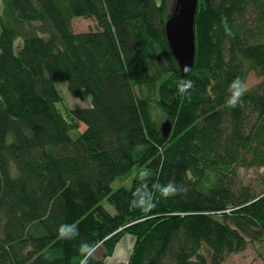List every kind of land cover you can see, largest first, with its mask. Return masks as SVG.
Listing matches in <instances>:
<instances>
[{
    "label": "trees",
    "instance_id": "trees-1",
    "mask_svg": "<svg viewBox=\"0 0 264 264\" xmlns=\"http://www.w3.org/2000/svg\"><path fill=\"white\" fill-rule=\"evenodd\" d=\"M171 1L0 0V264H81V243L108 257L126 234L127 264H223L264 246V180L237 182L264 169V82L227 103L234 79L264 76V0H199L188 77L167 41ZM75 18L97 29L76 33ZM58 82L92 106L64 115ZM170 181L185 190L155 191ZM142 187L151 209L132 206ZM65 224L79 235L61 239Z\"/></svg>",
    "mask_w": 264,
    "mask_h": 264
},
{
    "label": "rangeland",
    "instance_id": "rangeland-1",
    "mask_svg": "<svg viewBox=\"0 0 264 264\" xmlns=\"http://www.w3.org/2000/svg\"><path fill=\"white\" fill-rule=\"evenodd\" d=\"M155 2L160 5L162 0H155ZM73 27L76 33H84L97 29V24L95 21L89 19L75 18L73 20ZM262 82H264V76L262 77L255 72L250 73L246 81L247 91L254 90ZM55 86L63 98V104L65 103L64 105H58L59 109L64 115H66L68 109H87L92 106L91 98L84 96L82 99L72 96L68 91L66 83L58 82ZM153 118L160 126V129L162 128V125L164 123L170 121L169 119H167L166 115L156 106H154L153 108ZM85 129L86 127L81 124L80 132H83ZM136 174L137 170L134 169L127 176L118 178L112 184V189L117 190L119 187L130 188ZM263 180L264 169H239V174L237 177V182L239 184L251 185L253 187H256ZM103 205L109 212L115 213L113 207L107 201H105ZM134 244L135 237L133 235L126 234L120 240L112 255L108 257L105 256L106 248L103 246H99L98 248H96L93 255L98 260L105 259L107 264H127L133 251ZM223 264H264V246L249 245L244 252L230 255Z\"/></svg>",
    "mask_w": 264,
    "mask_h": 264
},
{
    "label": "water",
    "instance_id": "water-1",
    "mask_svg": "<svg viewBox=\"0 0 264 264\" xmlns=\"http://www.w3.org/2000/svg\"><path fill=\"white\" fill-rule=\"evenodd\" d=\"M198 5L199 0H172L166 20L167 41L183 77H188L195 65V18ZM161 129L163 137L169 138L173 124L167 121Z\"/></svg>",
    "mask_w": 264,
    "mask_h": 264
},
{
    "label": "clouds",
    "instance_id": "clouds-1",
    "mask_svg": "<svg viewBox=\"0 0 264 264\" xmlns=\"http://www.w3.org/2000/svg\"><path fill=\"white\" fill-rule=\"evenodd\" d=\"M187 71V68L185 69ZM193 88V82L191 80H180L178 82V92L181 96L188 95L190 98V89ZM247 92V85L239 77L234 79L229 86V98L227 103L231 107H236L242 101V97ZM185 189L183 186H177L174 182H168L165 185H155V191L161 196L167 198L177 195ZM133 207H140L144 209H151L155 206V201L152 197V192L142 187L140 191H137V197L132 202ZM58 235L61 239L71 240L79 235L78 229L71 225H61L58 229ZM79 252L83 256L81 264H87V261L95 252V245L88 243H81L79 246Z\"/></svg>",
    "mask_w": 264,
    "mask_h": 264
}]
</instances>
